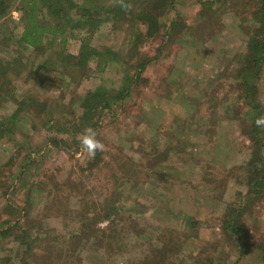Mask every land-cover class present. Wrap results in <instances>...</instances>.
Listing matches in <instances>:
<instances>
[{"label": "rangeland", "instance_id": "rangeland-1", "mask_svg": "<svg viewBox=\"0 0 264 264\" xmlns=\"http://www.w3.org/2000/svg\"><path fill=\"white\" fill-rule=\"evenodd\" d=\"M95 1L96 24L33 48L21 0H2L0 264H264V194L248 185L264 128L253 133L238 78L258 1L165 0L152 37L136 6L117 20L111 0ZM84 43L113 59L84 70L61 58ZM256 84L264 109V68ZM88 92L103 101L82 122ZM85 126L105 145L95 158L80 147Z\"/></svg>", "mask_w": 264, "mask_h": 264}, {"label": "trees", "instance_id": "trees-1", "mask_svg": "<svg viewBox=\"0 0 264 264\" xmlns=\"http://www.w3.org/2000/svg\"><path fill=\"white\" fill-rule=\"evenodd\" d=\"M40 1H43L44 4L40 5L38 3ZM257 1L259 28L257 31H255V35L249 41L248 54L245 58L243 69L239 72L240 75L238 77L243 88L245 89V100L253 105L252 110L254 111L255 115L252 125L253 133H255L259 128L256 126L255 121L262 116V112L264 110L257 97L258 86L256 84V81H258L264 68V0ZM130 2L132 3L133 7L136 6V9L138 8L139 12H137V15L141 23L148 25L149 29L147 30V35L152 37L151 35L160 33V18L165 13H167L168 10H172V7L168 5V2L165 0H130ZM21 4L23 5L22 10L24 13V18H26L29 22L28 28H25L21 40L24 44L33 48H39V46H41L43 35L46 33H56L58 29L62 30V35L65 36L67 34L66 31L68 28L78 29L83 25V23L93 22L96 24V13L102 9V6L95 0H85V3L81 6L75 4V6L72 8L69 6V4H71L69 0H21ZM3 5L4 4L2 0H0V7H3ZM42 7H48L49 12H47V14L51 16L53 26H49L46 22L40 21L38 13H40V11L42 12ZM74 8L77 9V14L76 12H73ZM106 8L107 7L105 6V9ZM7 9L8 8L4 10V13H6ZM115 12L124 14L125 11L115 6L109 10V13L113 14L114 18L118 20L119 15H115ZM133 12L134 10L131 12H126V15L133 14ZM58 13L63 14L62 18L64 19V24H61V22L57 20L58 16L56 14ZM61 25L62 27H60ZM112 55L113 52L108 49L100 50L97 48H92L91 46H88L84 43L81 48V53L77 57L63 54L61 55V58H73L75 60V65L77 63L80 66L84 65V70H88L90 63L89 61L94 60L97 62L98 68L103 70V67L113 59ZM5 76L6 73L0 74V80L5 78ZM100 95V92H88L84 97L80 98L81 108L84 110L83 116L80 118L82 122L86 121L89 114L92 113V111H90L91 107L95 103L99 105L103 101ZM86 127L88 126H85V128ZM254 139L256 141V145L261 149L262 145L259 142L260 140H257L256 138ZM259 148H257V150ZM257 152V154H259V151ZM256 157L257 158L251 162L252 172L254 173L249 179L248 183L250 197L257 195L262 196L264 194V165L259 166V158L258 156ZM256 185H258V192ZM251 189L254 191H251ZM237 221L238 219H236L234 223L230 224L229 229L233 234L236 233L241 237L242 235L246 234L247 230L243 224ZM228 224L229 223H227V225Z\"/></svg>", "mask_w": 264, "mask_h": 264}, {"label": "clouds", "instance_id": "clouds-1", "mask_svg": "<svg viewBox=\"0 0 264 264\" xmlns=\"http://www.w3.org/2000/svg\"><path fill=\"white\" fill-rule=\"evenodd\" d=\"M112 6L119 7L125 12H131L133 5L130 0H111ZM255 124L259 128H264V116L256 119ZM79 143L81 150L90 158H95L97 152H104L105 145L97 139V131L92 127H86L80 134Z\"/></svg>", "mask_w": 264, "mask_h": 264}]
</instances>
